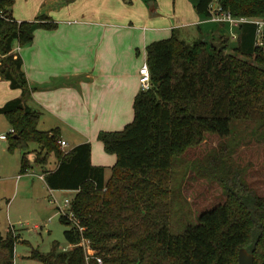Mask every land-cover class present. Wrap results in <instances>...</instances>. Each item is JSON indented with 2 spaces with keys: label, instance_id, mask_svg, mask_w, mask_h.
Instances as JSON below:
<instances>
[{
  "label": "trees",
  "instance_id": "1",
  "mask_svg": "<svg viewBox=\"0 0 264 264\" xmlns=\"http://www.w3.org/2000/svg\"><path fill=\"white\" fill-rule=\"evenodd\" d=\"M213 1L235 17L264 18V0H195L204 19ZM14 3L0 0V75L22 90L21 96L0 105V114L14 128L9 149L36 142L40 151L35 162L43 164L55 153L58 166L45 170L46 183L53 190L75 191L71 209L84 227L81 231L60 216L71 225L65 237L75 246L48 253L34 249L31 258L44 264H237L240 249L246 248L255 264H264V196L226 166L211 171L223 185L225 202L203 212L199 223L181 234L168 228L173 157L204 141L207 133L229 136L236 121L264 142V46L256 44L257 25L235 26V47L229 46L233 33L220 38L222 46H208L203 39L185 41L175 29L170 37L148 44L151 87L136 94L133 121L98 136L105 151L117 155L106 180V167L92 163L90 142L64 151L59 130L39 128L41 112L29 105L37 87L30 86L15 48L29 46L36 27L58 24L44 14L19 21L13 16ZM30 166L25 154L22 173ZM83 236L102 263L95 257L87 260L77 245ZM18 239L12 229L0 233V264H14Z\"/></svg>",
  "mask_w": 264,
  "mask_h": 264
},
{
  "label": "crops",
  "instance_id": "2",
  "mask_svg": "<svg viewBox=\"0 0 264 264\" xmlns=\"http://www.w3.org/2000/svg\"><path fill=\"white\" fill-rule=\"evenodd\" d=\"M148 2L153 0H15L13 6V16L19 21L44 14L58 24L53 29L36 27L33 42L19 49L28 82L37 87L29 105L41 112L39 128L59 130L70 149L90 142L92 163L106 167V180L117 155L105 151L99 133L122 130L133 121L146 48L168 36L162 35L167 30L160 28L166 27H161L159 15L150 13ZM193 24L199 32L197 39L230 37L237 32L230 23L209 21L200 14ZM172 26H167L170 36L175 29L187 41L188 33L178 27L170 31ZM233 40L231 47L238 44L237 38ZM13 90L3 103L21 96V89ZM57 166L58 160L53 167L43 166L40 176L44 178L39 177L46 183L45 170ZM34 168L31 165L27 175Z\"/></svg>",
  "mask_w": 264,
  "mask_h": 264
},
{
  "label": "rangeland",
  "instance_id": "3",
  "mask_svg": "<svg viewBox=\"0 0 264 264\" xmlns=\"http://www.w3.org/2000/svg\"><path fill=\"white\" fill-rule=\"evenodd\" d=\"M148 10L160 16L161 27H166L160 29L167 30L162 35H168L164 37L170 36L167 26L174 25L170 31L178 27L180 31L188 33L187 42L197 40L194 37L199 32L193 23L199 13L195 0H154V7L148 2ZM204 41L208 46H222L224 43L220 38ZM235 42L231 39V44ZM0 84L3 86L0 103H3L5 95L12 97L14 90L4 77L0 79ZM10 129L7 117L0 114V135L8 134ZM9 147L10 139L0 138V233L6 234L13 227L14 235L19 238L15 246L14 264H44L31 258L34 249L42 253L55 249L62 251L69 245L65 230L71 228L61 220L57 204L51 203L50 199L54 197L59 205H63L66 198L73 196L63 190L50 191L39 177L43 166L53 167L57 163L55 153L49 155L45 164L31 163L35 168L33 174L27 175L22 173V156L34 152L36 154L33 155H37L39 145L30 142L26 148L14 151ZM62 149L66 151L70 148ZM224 166L231 170V175H240L258 195L264 196V142L254 138L242 122H233L229 136L207 133L204 141L187 147L173 157L168 178L172 204L168 228L172 234H181L189 226L198 224L203 212L225 202L227 196L223 185L211 175V171H222ZM19 174L23 176L18 180Z\"/></svg>",
  "mask_w": 264,
  "mask_h": 264
},
{
  "label": "built area",
  "instance_id": "4",
  "mask_svg": "<svg viewBox=\"0 0 264 264\" xmlns=\"http://www.w3.org/2000/svg\"><path fill=\"white\" fill-rule=\"evenodd\" d=\"M1 13V11H0ZM209 21L214 22H228L233 26H237L242 22H253L257 25V39L256 44L258 46H264V18H249V17H235L231 14L230 11L224 10L223 7L217 3V1H213L210 6V16L208 18ZM233 37L236 38V33L233 32ZM20 47L16 46L15 51L19 52ZM140 85L141 89L147 90L151 87V72L148 66V63L145 62L142 67L140 68ZM14 132V128H11L8 134H2L0 135V138L2 139H8V135L10 133ZM58 143L62 148L69 147V143L67 140L60 138L58 140ZM29 171V170H28ZM27 171V172H28ZM26 172V173H27ZM23 176V174L18 175V180ZM41 178H44L43 175L40 176ZM51 203H55L56 208L58 209V212L61 214L60 216H65L70 220L74 225L78 226L81 231L84 230V227L80 226L73 210L71 209L72 204V198H66L63 205H59L57 202V199L52 197L50 199ZM52 218L49 219L51 221ZM13 229V227L11 228ZM14 230V229H13ZM81 245L85 251L87 260H90L91 258L95 257L99 263L103 262V259L101 256H97L96 249L93 248L91 245V242L88 238L84 237L81 239V241L77 244ZM75 244H69L68 247H64L63 250H67L70 248H73Z\"/></svg>",
  "mask_w": 264,
  "mask_h": 264
},
{
  "label": "water",
  "instance_id": "5",
  "mask_svg": "<svg viewBox=\"0 0 264 264\" xmlns=\"http://www.w3.org/2000/svg\"><path fill=\"white\" fill-rule=\"evenodd\" d=\"M27 157L30 161L36 160V155L34 157L27 155ZM237 264H255L254 254L249 252L246 248H241L239 252V261Z\"/></svg>",
  "mask_w": 264,
  "mask_h": 264
}]
</instances>
